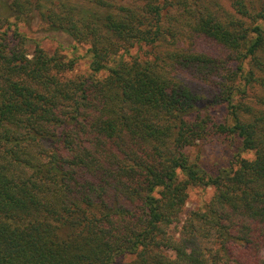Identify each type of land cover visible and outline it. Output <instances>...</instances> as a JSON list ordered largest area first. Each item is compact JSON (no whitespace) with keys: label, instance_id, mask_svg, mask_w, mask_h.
<instances>
[{"label":"trees","instance_id":"16d2710c","mask_svg":"<svg viewBox=\"0 0 264 264\" xmlns=\"http://www.w3.org/2000/svg\"><path fill=\"white\" fill-rule=\"evenodd\" d=\"M223 2L0 0V35L35 15L90 55L63 78L74 59L0 46V264H264V8ZM210 132L239 142L215 173L187 153ZM193 186L211 199L183 214Z\"/></svg>","mask_w":264,"mask_h":264},{"label":"rangeland","instance_id":"374dc122","mask_svg":"<svg viewBox=\"0 0 264 264\" xmlns=\"http://www.w3.org/2000/svg\"><path fill=\"white\" fill-rule=\"evenodd\" d=\"M249 2L255 9H259L261 6L264 8V0H246L247 6L250 5ZM223 3L226 4L225 6H228L227 9L230 7V0H224ZM8 20V28L3 35H0V46L2 45L3 50L9 52L23 50L28 56H31L36 46H39L48 54L61 55L64 59H74L75 64L73 68L61 74L63 78L79 74L86 75L90 72L88 43L74 40L70 34L62 29L48 27L35 15L24 21H16L14 18H9ZM214 46L199 41L196 42L195 48L203 51L205 54L222 56V58L227 59L229 51L218 47L215 48ZM137 54L142 58L154 59L161 54V50L156 46L141 45L140 47L130 48L126 57L132 58ZM191 69L193 70V73H190L191 77L195 81L200 82L201 85H205L208 79L216 82L220 78L219 75L212 74L215 71L204 75L208 69L203 65H194L191 66ZM105 74L106 71H101L98 73V77H102ZM193 75H197L198 77ZM242 98L239 93H236L234 102H239ZM247 101L245 100V102ZM208 112L214 122L225 120L226 110H224L223 106H218L217 108L211 107ZM238 152L239 142L237 138L213 132L208 133L204 139L187 148L190 159L210 173H215L221 167L230 166ZM240 156L250 159L253 157V152L243 151L240 152ZM212 193L213 188L210 186L205 188L199 186L191 187L188 190L187 200L182 209L183 214H187L192 209L203 208L211 199ZM180 218L182 219L184 216ZM179 225L180 223L175 228L177 231L179 230ZM131 258L132 255L119 257L116 264H123Z\"/></svg>","mask_w":264,"mask_h":264}]
</instances>
